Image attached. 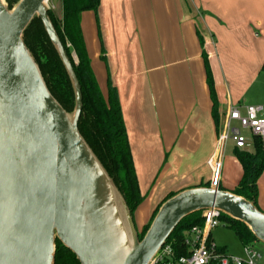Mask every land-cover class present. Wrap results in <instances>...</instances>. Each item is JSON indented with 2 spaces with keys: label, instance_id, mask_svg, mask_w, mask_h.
<instances>
[{
  "label": "crops",
  "instance_id": "obj_1",
  "mask_svg": "<svg viewBox=\"0 0 264 264\" xmlns=\"http://www.w3.org/2000/svg\"><path fill=\"white\" fill-rule=\"evenodd\" d=\"M80 28L97 82L106 94L109 77L118 94L143 197L133 214L140 233L168 194L209 184L215 118L261 105L253 93L264 88V0H99ZM224 163L219 188L232 191ZM257 188L264 212V172Z\"/></svg>",
  "mask_w": 264,
  "mask_h": 264
},
{
  "label": "water",
  "instance_id": "obj_2",
  "mask_svg": "<svg viewBox=\"0 0 264 264\" xmlns=\"http://www.w3.org/2000/svg\"><path fill=\"white\" fill-rule=\"evenodd\" d=\"M48 0H0V264H54L55 243L79 264H149L186 217L214 209L264 244V213L213 187L180 191L139 240L130 211L78 130L82 95L48 17ZM37 17L69 78L68 114L52 97L22 34Z\"/></svg>",
  "mask_w": 264,
  "mask_h": 264
},
{
  "label": "trees",
  "instance_id": "obj_3",
  "mask_svg": "<svg viewBox=\"0 0 264 264\" xmlns=\"http://www.w3.org/2000/svg\"><path fill=\"white\" fill-rule=\"evenodd\" d=\"M19 1L3 0V3L10 11ZM60 6L59 18H56L50 10L47 13L80 86L82 109L78 121L79 133L112 180L133 218V214L141 204L143 197L138 190L118 94L109 77L106 80V94L101 93L90 66L80 28L82 13L92 12L96 16L99 0H60ZM22 40L37 64L50 94L68 114L72 115L75 107L73 88L37 17L32 19L23 32ZM67 44L69 47H67ZM72 54H74L76 62L73 60ZM205 66L210 98L213 105H215L213 83L209 69L206 64ZM260 71L264 73V62ZM215 122L218 131L220 123L217 117ZM234 156L241 166L242 173L238 184L230 192L253 202L258 208L257 183L264 172V146L259 139L254 138L251 153L235 149ZM200 187H209V184H203ZM177 193L168 194L162 204ZM201 213L197 212L184 218L166 241V243L173 244V249H175L177 255L185 254L182 244L185 233L192 227L202 226ZM220 221L233 232L242 247H252L255 242H258L244 224L225 215H221ZM150 223L139 233V240L144 236ZM225 249V247H218V252L226 255ZM54 264H79V262L69 250L56 241Z\"/></svg>",
  "mask_w": 264,
  "mask_h": 264
},
{
  "label": "built area",
  "instance_id": "obj_4",
  "mask_svg": "<svg viewBox=\"0 0 264 264\" xmlns=\"http://www.w3.org/2000/svg\"><path fill=\"white\" fill-rule=\"evenodd\" d=\"M48 10V1L46 3ZM67 47L69 45L67 44ZM247 131L253 140L259 139L264 146V106H245L229 108L223 116L216 135V145L213 156L208 161L211 170L209 187L219 188L222 161L228 141L235 149L242 150L248 140L242 131ZM221 213L206 210L201 213L203 224L192 227L183 238L184 255H177L172 243H165L149 264H264V256L257 253L253 247H243V256L222 255L211 240V231L219 227Z\"/></svg>",
  "mask_w": 264,
  "mask_h": 264
},
{
  "label": "rangeland",
  "instance_id": "obj_5",
  "mask_svg": "<svg viewBox=\"0 0 264 264\" xmlns=\"http://www.w3.org/2000/svg\"><path fill=\"white\" fill-rule=\"evenodd\" d=\"M59 0H48V6L50 7V11L54 13L56 18L60 17V10L58 6ZM73 60L76 62V58L74 54H72ZM100 80V78H98ZM98 83V82H97ZM99 89L103 95H105V88H103L101 81L98 83ZM256 92V91H255ZM259 100H261V105L264 106V88L259 90L256 93H253ZM257 106V105H255ZM243 135L246 136L248 143L245 146L243 151L252 152L253 151V140L251 139L249 133L247 131H242ZM234 144L231 141H228L225 147L224 159L225 163L223 164L222 177L225 182L237 185V181L239 179V169L236 163V158L234 156ZM240 165V164H239ZM241 167V166H240ZM242 173V169H241ZM142 211L145 213L146 209L142 208ZM211 240L217 247H225L226 253L229 255H233L236 257L243 256V247L240 242L237 240L233 232L225 227L224 224H221L219 227L215 228L211 231ZM253 249L264 256V244L260 242H255L253 244Z\"/></svg>",
  "mask_w": 264,
  "mask_h": 264
}]
</instances>
